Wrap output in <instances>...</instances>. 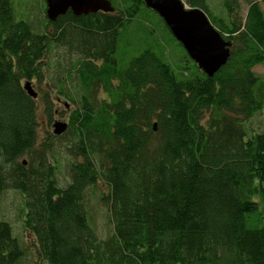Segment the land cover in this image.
<instances>
[{"label": "trees", "instance_id": "trees-1", "mask_svg": "<svg viewBox=\"0 0 264 264\" xmlns=\"http://www.w3.org/2000/svg\"><path fill=\"white\" fill-rule=\"evenodd\" d=\"M110 1L112 12L68 10L35 29L13 0H0V197L19 193L22 227L45 264H264V127L245 126L264 109V77L253 70L264 65V0H248L244 16L239 0H223L225 17L207 0H185L231 40L212 77L186 52L181 65L171 63L159 44L121 63L117 50H127L119 41L133 21L170 31L144 0ZM55 47L75 56L68 72L80 89L68 115L63 186L51 143L36 148L37 97L23 86L43 81ZM99 179L113 225L106 238L83 202ZM24 254L0 219V264H18Z\"/></svg>", "mask_w": 264, "mask_h": 264}, {"label": "rangeland", "instance_id": "rangeland-1", "mask_svg": "<svg viewBox=\"0 0 264 264\" xmlns=\"http://www.w3.org/2000/svg\"><path fill=\"white\" fill-rule=\"evenodd\" d=\"M186 7L189 5L182 0ZM248 0H239L240 15L246 13ZM14 10L17 16L24 17L33 28L42 29L45 19V0H13ZM210 12L218 16H226L227 12L223 7V0H207ZM157 19V17L154 16ZM151 23H147L150 26ZM162 25V26H161ZM153 27L150 32L144 31V25L139 20H135L125 30L123 39L119 41V46L126 53L120 54L118 48L116 57L120 62H127L130 57L138 54L148 45L157 44L166 46L168 59L171 63L181 65L185 60V50L175 40L172 34L163 27V24ZM156 29V30H155ZM138 49V50H137ZM75 56L69 54L64 48L55 47L45 57L44 79L42 82L32 80V87L37 93V143L36 148L41 143L49 141L51 149L49 150L50 161L58 166L57 179L60 185H66L69 181V162L71 157L68 154V148L72 139L67 131L63 134L55 135L53 133V124L55 121L68 122L70 111L77 104L80 96V89L75 75L68 71ZM122 60V61H121ZM255 74L264 77V65H256L253 68ZM62 88L63 92L69 96L66 98L60 95L58 91ZM100 94V93H99ZM103 94H100L102 97ZM49 99L52 114L49 117L44 103ZM249 131L260 130L264 127V109L255 113L253 117L245 123ZM51 134V135H50ZM26 159L27 157H22ZM108 193V186L101 180L89 186L84 193V206L89 217L91 226L94 228L99 238H106L112 233L113 225L109 213V208L103 201L104 196ZM20 195L12 189L5 190L0 197V219L8 221L13 232L20 238L23 248L24 257L18 264H45L35 253V239L33 235L22 227Z\"/></svg>", "mask_w": 264, "mask_h": 264}, {"label": "water", "instance_id": "water-1", "mask_svg": "<svg viewBox=\"0 0 264 264\" xmlns=\"http://www.w3.org/2000/svg\"><path fill=\"white\" fill-rule=\"evenodd\" d=\"M144 3L159 15L188 57L208 77L227 62L231 40L220 34L202 9L186 7L182 0H144ZM45 4V14L50 21H55L68 10L76 16L114 11L110 0H45ZM23 86L28 95L37 97L30 81H25ZM67 126V122L55 121L53 133L60 135Z\"/></svg>", "mask_w": 264, "mask_h": 264}]
</instances>
